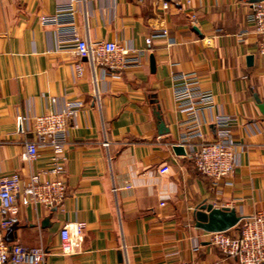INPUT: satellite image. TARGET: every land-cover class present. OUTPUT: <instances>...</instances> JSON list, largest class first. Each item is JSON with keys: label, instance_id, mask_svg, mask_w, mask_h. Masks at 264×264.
I'll use <instances>...</instances> for the list:
<instances>
[{"label": "crops", "instance_id": "obj_1", "mask_svg": "<svg viewBox=\"0 0 264 264\" xmlns=\"http://www.w3.org/2000/svg\"><path fill=\"white\" fill-rule=\"evenodd\" d=\"M70 1L0 0V177L19 172L26 181L50 166L48 148L31 163L22 159L25 141L35 136L18 131V116L82 103L64 150L63 206L20 195L5 240L42 246L44 264H214L223 253L197 226L196 210L213 204L244 216L264 209V57L250 19L258 0H192L189 8L185 0H167L168 6L164 0H78L81 37L142 54L140 66L120 73L57 48L56 25L39 18ZM183 72L196 74L215 95V104L197 115L206 140L217 136V116L234 119L237 165L218 182L199 173L188 153L174 150L190 129L191 118L172 92ZM75 222L84 223L83 242L65 254L60 231Z\"/></svg>", "mask_w": 264, "mask_h": 264}, {"label": "built area", "instance_id": "obj_2", "mask_svg": "<svg viewBox=\"0 0 264 264\" xmlns=\"http://www.w3.org/2000/svg\"><path fill=\"white\" fill-rule=\"evenodd\" d=\"M71 0L65 8H59L52 16L42 15V25H56L58 30L57 48L71 49L80 58H87L93 67L100 66L105 73H120L141 65L142 54H135L133 48L120 46L114 41L99 40L89 42L80 36L76 25V9ZM192 0H185L190 7ZM168 6L169 1L164 0ZM66 16V17H63ZM195 19V14H192ZM250 19L254 30L260 37L259 53L264 57V0L252 5ZM166 35L167 31L164 30ZM78 75L83 73L81 62L76 63ZM173 99L176 106L186 112L190 120V129L181 143L195 164L196 170L211 178L214 182L230 176L236 168L237 142L233 138L231 126L234 119L222 115L215 118L217 136L206 140L198 121L202 109H210L216 102L210 90L201 87L194 73L176 74L173 86ZM82 106L79 101H66L62 109L52 110L40 115H20L16 119L19 132L32 133L35 138L25 141V150L21 157L33 162L40 156L41 149L51 150L50 166L46 170L32 172L28 180H23L19 172L0 177V203L2 220L0 221V264H44L46 250L42 246L29 247L20 243L9 244L4 237L6 229L13 224L12 215L17 212V201L22 195L26 202L62 207L67 194L64 180L65 147L68 141L69 127ZM108 145V142H104ZM47 175V178H43ZM84 223L65 224L61 231V250L65 254L76 252L83 242ZM207 241L222 251L223 257L214 264H264V209L253 214L241 216L237 226L225 231H206Z\"/></svg>", "mask_w": 264, "mask_h": 264}, {"label": "water", "instance_id": "obj_3", "mask_svg": "<svg viewBox=\"0 0 264 264\" xmlns=\"http://www.w3.org/2000/svg\"><path fill=\"white\" fill-rule=\"evenodd\" d=\"M248 62L251 63L253 56H248ZM150 66L155 69L154 55L150 56ZM260 103V101H259ZM261 112L264 114V104H259ZM174 150L178 154H185V148L182 144H175ZM197 226L206 231H225L229 230L239 223L241 216L237 214L234 208L215 207L213 204H203L195 212Z\"/></svg>", "mask_w": 264, "mask_h": 264}]
</instances>
